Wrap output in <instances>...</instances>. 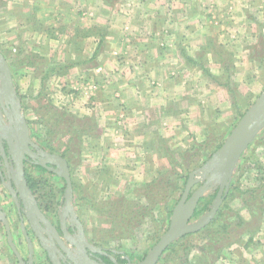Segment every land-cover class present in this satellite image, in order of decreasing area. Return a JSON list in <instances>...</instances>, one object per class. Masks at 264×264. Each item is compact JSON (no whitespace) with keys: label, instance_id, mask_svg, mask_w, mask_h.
<instances>
[{"label":"crops","instance_id":"0c3cea01","mask_svg":"<svg viewBox=\"0 0 264 264\" xmlns=\"http://www.w3.org/2000/svg\"><path fill=\"white\" fill-rule=\"evenodd\" d=\"M0 3L6 26L22 34L18 46L10 41L3 48L43 53V42L53 47L61 40L64 46L67 59L58 58L53 65H72L62 75H51L66 88L65 106L79 117L93 118L98 129L95 136H85L95 141L86 144L90 154L81 164L86 174L95 171V177L85 180V189L91 185L101 189L99 193L107 190L105 194L127 196L136 185L150 183L166 171L171 163L169 153L184 150L191 142L189 135L199 141L196 145L220 135V131L205 129L214 120L211 111L223 114V122L232 118V98L224 86L227 76L237 94L245 95L242 85L254 93L249 87L254 86L258 68L253 69L251 55L261 29L245 18L247 0ZM87 32L90 36L84 35ZM28 39L31 46H27ZM1 197L12 242L24 261L27 241L16 226L15 210ZM259 236L264 243V232ZM31 242L33 264H45L43 252L36 241ZM244 248L248 256L249 249ZM109 252L117 258L122 254ZM0 264H20L1 220Z\"/></svg>","mask_w":264,"mask_h":264},{"label":"rangeland","instance_id":"374dc122","mask_svg":"<svg viewBox=\"0 0 264 264\" xmlns=\"http://www.w3.org/2000/svg\"><path fill=\"white\" fill-rule=\"evenodd\" d=\"M247 6L248 16L245 15V18L253 27L261 29L258 31L257 44L255 43L256 47H253L255 49L251 55L255 60L253 69L258 68L254 75V86L249 87L254 93H249L250 91H245L247 90L245 86H240V89L245 93V95L237 94L238 103L242 105V108L239 109L241 114L237 115L238 111L235 110L232 112V118L227 122H223V114L211 111V117L214 120L208 121L205 132L211 128L220 131L222 141L226 139L244 112L264 91V0H247ZM5 17L6 15L0 14V54L5 58L13 76V83L20 98L23 114L29 123L31 140L43 150L55 155L61 156L65 149L69 150L72 156L70 169L73 172H71L72 175L70 173L73 186L72 206L88 235L87 237L91 241H95L97 245L102 244L109 250L122 252V254H117L118 257L120 256L119 260L122 264L140 261L167 229L171 215L169 210L180 198L186 180L184 178H180L178 181L171 179L168 186L159 188L155 186L149 191L145 190L143 182V185L138 184L135 188H130L132 190L127 196L116 193L105 194L104 191L107 190H102L99 193L97 191H101V189L92 188L91 185L85 189L87 184H84L85 180L91 175L93 176L95 171L93 173L87 171L86 174L84 169L81 170V164L82 160H85L86 154H90L89 149L91 148L86 144L94 145L95 141L88 140V137H85L83 133L81 139L78 135L82 130H89L95 136L98 130L97 125L87 121L90 117H86L82 121V117L72 113L64 103L63 96L66 88L62 86L63 83L55 81L57 78L52 75L45 76L48 65L58 58L64 61L67 59L63 51L64 46L61 40L53 47L46 41L40 45L43 53L39 51L18 53L12 46H10L12 50H9V45V49L3 48L2 46L10 41L13 46H18L19 37L22 35L14 26L9 27V24L6 26ZM27 42H29L27 46H31L32 41L28 39ZM231 54L233 55V53ZM19 61H23L24 64H20ZM61 111L68 115L64 117V122L60 123L62 126L56 127L65 129L64 133L67 132V134L64 135L62 131H57L55 128H53V133L48 134L43 121L53 120L52 116L56 113L60 114ZM69 114L78 118L72 120ZM188 138L191 142H187V147H184V150H172L169 153L173 157H171L170 165L177 172L181 171V166L191 169L194 165H198L194 170L201 168L218 149H213L215 146L213 144L207 151L210 154L197 156L192 159L193 162L186 163L190 160L184 159L185 157L181 160V155L189 148H191V152L195 153L193 146L199 142L195 141L193 134ZM47 145L53 146L54 150H50ZM175 153L176 156H174ZM197 153H202V151ZM175 159L181 163V166L173 165L176 164L174 163ZM170 165L169 168H171ZM168 176L171 174L169 173ZM27 179L28 182L32 179L41 182L37 187L38 195L33 190L31 193L37 202H41V206L47 213H54L56 216L58 212L62 215L65 185L61 179L39 169L32 170ZM175 184L181 189L174 190ZM200 185L201 183L197 184L194 189ZM230 187L235 189L227 194L229 198L226 205L231 210L225 211V217H223L224 223L227 225V234L225 235L224 232L222 239H218L216 236L211 240L193 234L185 236L175 241L157 264H264V247L261 248L264 243L259 239V235L264 232V129L237 163ZM215 195L216 190H212L203 199L211 198L213 201ZM0 197L13 208V203L1 187ZM147 197L148 199H146ZM101 200L104 201L101 202ZM243 247L249 249L248 256H246ZM222 260L225 262L221 263Z\"/></svg>","mask_w":264,"mask_h":264},{"label":"water","instance_id":"95a60500","mask_svg":"<svg viewBox=\"0 0 264 264\" xmlns=\"http://www.w3.org/2000/svg\"><path fill=\"white\" fill-rule=\"evenodd\" d=\"M2 113L9 122L7 130L8 135L5 137V140L8 143L9 154L15 161L16 174L14 184L17 189L14 190L13 187L7 185V183L4 184V187L12 197L17 208L22 204L25 217L29 220L31 227L36 228L35 235L40 241H43L42 235L36 231L37 226H39L38 224L41 222L47 228L51 229V225L41 213L30 188L27 186L23 164L26 157H35L32 149H38V147L30 138L29 126L23 114L20 98L15 89L11 71L5 58L0 54V122L2 121ZM263 129L264 91L240 117L222 145L217 149L215 154L210 157L206 164L189 173L183 192L172 209L168 227L155 245L140 261L136 263L127 262L126 264H157L162 255L175 241L185 236L195 234L207 226L215 217L229 192L232 175L237 163ZM38 155L42 156L39 165L63 180L65 186L61 213L63 215H69L73 221L75 220L81 231V225L77 220L72 206L73 186L70 169L66 159L59 155L43 151H39ZM49 164L54 167L47 166ZM199 183H201V185L192 191ZM212 190H216V195L208 210L198 219H193L199 200ZM19 201L21 202L20 204ZM0 220L5 226L8 245L15 254L18 262L20 264H26L12 242L9 225L1 208ZM60 220L64 231L63 234L67 236L64 217ZM22 232L27 241L29 250L27 264H33L32 242L24 228H22ZM80 235L81 237L78 239V243L71 241V244L76 252L83 255V257H69V261L72 262V264H96V262H91L87 256L84 255L86 249L92 250L95 249V247L84 240L82 233ZM53 237L57 242H61L57 232H53ZM59 246L63 252L67 251L63 244H59ZM96 250L97 249H95V251ZM109 259L114 264H118L115 260H112V258Z\"/></svg>","mask_w":264,"mask_h":264},{"label":"flooded vegetation","instance_id":"af4514ba","mask_svg":"<svg viewBox=\"0 0 264 264\" xmlns=\"http://www.w3.org/2000/svg\"><path fill=\"white\" fill-rule=\"evenodd\" d=\"M8 123H9L8 120L5 118L4 114L2 113V121L0 122V187L1 189L4 190V193L6 192V196H9L11 202L13 203V209L15 210L17 220H18L16 223V226L18 225V229L20 232H22V228H24L28 237H30L31 240L36 241L38 247L43 252L44 263L45 264H72V262L69 261L70 260L69 257H76V258L83 257V255H80L76 252L75 248L71 244L72 243L71 241L78 243L77 241L81 237L80 234L82 233L84 240L88 242L90 245H92L93 247H95V249H97L96 251L95 249L85 250L84 255H86L87 258L91 262H96V264H114L109 259V258H112V260H115L118 264H122L121 260H119V258L114 256L112 253H110L109 249H107L104 245L102 244L97 245L95 241L93 242L89 240V238L87 237L86 231L78 217H77V220L79 224L81 225V228H82L81 231L79 230L78 223L75 220L73 221L69 215H63V214L60 215L57 212L56 216H54V213L53 214L47 213V211L41 206H39V209L41 213L45 216L49 224L51 225V229L47 228L44 224L39 222L38 224L39 226H37L36 231L42 232V236L44 239L42 238L43 241H40L37 238V236L35 235L36 228H32L29 220L27 219V217H25L22 204L20 205L19 208H17L14 201L12 200V197L9 195L7 189L4 187V184L7 183V185H11L14 190L17 189L14 184V178L16 174L15 161L12 158V156H10L9 154L8 143L5 140V137L8 135V132H7ZM27 124H29L28 121H27ZM29 135H30V130H29ZM35 145L38 147V149H32L33 153L35 154V157L33 158L26 157V159L23 162L24 176H25L28 187H29V183L27 179L28 174L32 170L36 171L39 168L45 169L39 165L40 158L42 156L38 155L39 151L44 152L45 150H43L42 147L38 146L37 144ZM45 152L49 153L48 151H45ZM47 166L54 167L50 164ZM49 173L53 174L52 172H49ZM20 203L21 202L19 201V204ZM62 217H64L65 219V227L67 231V236H64L63 234L64 231L62 229V224L60 220ZM3 228H4V231L6 232L4 225H3ZM54 231L57 232L58 237L60 238L61 242H57L55 238L53 237ZM59 244L60 245L63 244V246L66 248L67 251L63 252ZM33 255H34V251H33ZM28 257H29V250L26 253L25 258H24V262L26 264L28 263Z\"/></svg>","mask_w":264,"mask_h":264},{"label":"trees","instance_id":"16d2710c","mask_svg":"<svg viewBox=\"0 0 264 264\" xmlns=\"http://www.w3.org/2000/svg\"><path fill=\"white\" fill-rule=\"evenodd\" d=\"M2 3H0V7ZM93 32V31H91ZM51 34V33H50ZM85 36H90L89 35V32H87L86 34H84ZM82 35V36H84ZM51 37H53V34H51ZM24 59V58H23ZM19 63H23V61H19ZM69 65H66V64H60L58 66H54L53 65V62L48 65V67L46 68L47 70L45 71V76H50L51 75V72H55L56 74L58 73L59 75H62L65 73V71L72 65L71 63H68ZM51 65H52V68H51ZM27 66H30V64H27ZM202 71L205 72V74L209 75L207 70L205 68L202 67ZM13 77V76H12ZM211 78L213 79H217L213 76H210ZM229 76L226 77V84H224L226 90L228 91V93L230 94L231 98H232V106H233V112L236 110L238 111L237 115L240 116V112H239V109L242 108V105H240L239 100H238V96H237V92L235 89H233L232 87L229 86V84L227 83L228 80H229ZM56 113V115H53V120H48V121H43L45 122L44 123V126L47 130V133L48 134H51L53 133V128H55L57 131H62L64 133L65 129H61V128H58L56 126H62L61 124L64 122V117H66L68 114H65L64 111H61L60 114ZM70 115V114H69ZM238 116V117H239ZM71 119L74 120L76 118H78L77 116H72L70 115ZM83 118V119H82ZM80 119L85 120L86 117H82ZM87 121H89L90 123H93L94 125V122H93V118H88ZM62 122V123H61ZM86 122V121H85ZM83 122V123H85ZM61 123V124H60ZM56 133V132H54ZM84 134V136L86 135H89L91 137H93L94 135H92V133H90V131H80L79 132V139H81V136ZM67 132L64 133V135H66ZM73 138V136H72ZM222 137L220 135L218 136H214L212 138H207L206 140L200 142V144H194L193 146V151H196L195 153L191 152V148L187 149L184 151L183 155H181V160L184 158H188L190 161L186 162V163H191L193 162V158H196L197 156L200 157V156H203V155H207V154H210V153H207L208 151V148L215 144V146H213V149H217L221 146L222 144ZM47 147L50 148V150H54V147L51 146V145H47ZM198 151H202V153H197ZM69 150L65 149L63 152H62V157L66 159L67 161V164L69 165V167L71 168V161H72V156L70 155V152L68 154ZM244 155V154H243ZM242 155V157H243ZM169 159L171 161V157L172 155L169 154ZM173 158V157H172ZM176 164H173V165H180L181 163H179L176 159H175V162ZM179 163V164H178ZM171 164V163H170ZM181 166V165H180ZM171 168H168L166 171L162 172V173H159L158 177L156 179H154L153 181H151L150 183H147V184H144V188L146 191H149L151 190L152 188H155V186H157L156 188H159L160 186H168L170 183H171V179H175L176 181H178L180 178H184L185 180H187V177H188V173L191 171V170H194L195 168L198 167V165H194L193 168H186V167H180L182 168L180 172H177L176 170H174V168H172L173 166L170 165ZM39 168V167H38ZM39 170H41L42 172H46V173H49L47 172L45 169H42V168H39ZM71 171V169H70ZM71 173V172H70ZM171 174V176H168V174ZM185 173V174H184ZM51 174V173H49ZM167 175V176H166ZM165 176V177H164ZM29 187L31 190H33L34 193H37L38 195V191H37V187H39V185L41 184V182H37L35 180H29ZM43 184V183H42ZM164 184V185H163ZM180 188V186H177V184H175V188L174 190H178ZM181 189V188H180ZM235 189L233 187H230L229 189V193ZM195 189H193L192 191H194ZM191 191V192H192ZM243 193V192H241ZM149 197V196H148ZM148 197L146 199H148ZM264 197V196H263ZM228 198H229V195L225 197L221 207L219 208V210L217 211L215 217L211 220V222L205 226L202 230H200L199 232L193 234V235H199L201 236L203 239H208V240H211L213 239L214 237H218V239H222V234L224 233L225 235L227 234V225L224 223V220H223V217H225V211H231L230 208L228 207V205H226L227 201H228ZM179 198L177 199V201L171 206L170 210H169V213L171 214L172 212V209L173 207L175 206V204L178 202ZM211 202H212V199L211 198H207V199H203L201 198L198 202V205H197V209L194 213V216H193V219H198L199 217H201L209 208V206L211 205ZM167 203V202H166ZM157 204V203H156ZM155 204V205H156ZM40 206H41V202H40ZM217 239V240H218ZM212 247V245H211ZM210 249V247H209ZM208 256V255H207Z\"/></svg>","mask_w":264,"mask_h":264}]
</instances>
